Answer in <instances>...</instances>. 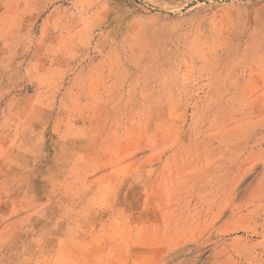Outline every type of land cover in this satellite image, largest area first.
<instances>
[{
	"label": "rangeland",
	"instance_id": "rangeland-1",
	"mask_svg": "<svg viewBox=\"0 0 264 264\" xmlns=\"http://www.w3.org/2000/svg\"><path fill=\"white\" fill-rule=\"evenodd\" d=\"M0 264H264V0H0Z\"/></svg>",
	"mask_w": 264,
	"mask_h": 264
}]
</instances>
